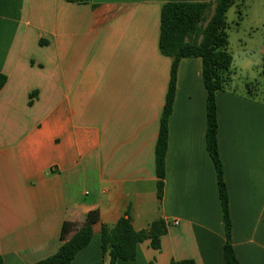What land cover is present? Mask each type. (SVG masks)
<instances>
[{
    "label": "crops",
    "instance_id": "obj_1",
    "mask_svg": "<svg viewBox=\"0 0 264 264\" xmlns=\"http://www.w3.org/2000/svg\"><path fill=\"white\" fill-rule=\"evenodd\" d=\"M211 1L0 0L4 264L54 255L63 224H73L71 238L95 211L91 243L73 264H105L102 227L127 214L136 231L163 219L167 233L160 250L148 240L135 261L117 264H227L200 58L179 65L157 197L156 144L172 66L159 49L162 7ZM217 107L233 247L241 264H264V99L231 83Z\"/></svg>",
    "mask_w": 264,
    "mask_h": 264
},
{
    "label": "trees",
    "instance_id": "obj_2",
    "mask_svg": "<svg viewBox=\"0 0 264 264\" xmlns=\"http://www.w3.org/2000/svg\"><path fill=\"white\" fill-rule=\"evenodd\" d=\"M74 4H89L92 0H66ZM237 0H213L206 3L171 2L162 7L159 49L162 55L172 59L169 91L161 118L156 144L157 197L163 200L166 179V158L169 146V118L174 109L177 91V74L180 62L185 58H200L203 62V80L207 90V150L213 160L221 200L226 244L223 249L227 264H241L232 243V220L227 185L219 149V123L217 95L231 85L233 57L229 51V23L227 13ZM210 17H209V13ZM8 77L0 73V91ZM250 91V90H249ZM32 94L31 97H34ZM100 220L97 211L90 212L84 225L71 237L73 224L65 222L61 231L63 241L52 256L35 264H73L77 254L91 243L93 225ZM167 233L163 219L153 222L149 229L136 231L127 214L112 226L102 227V254L105 264H117L119 260L135 261L138 245L150 240L151 247L160 250L162 237ZM0 264H4L0 256ZM170 264H196L194 260L172 261Z\"/></svg>",
    "mask_w": 264,
    "mask_h": 264
},
{
    "label": "rangeland",
    "instance_id": "obj_3",
    "mask_svg": "<svg viewBox=\"0 0 264 264\" xmlns=\"http://www.w3.org/2000/svg\"><path fill=\"white\" fill-rule=\"evenodd\" d=\"M227 21L232 85L264 99V0H237Z\"/></svg>",
    "mask_w": 264,
    "mask_h": 264
},
{
    "label": "built area",
    "instance_id": "obj_4",
    "mask_svg": "<svg viewBox=\"0 0 264 264\" xmlns=\"http://www.w3.org/2000/svg\"><path fill=\"white\" fill-rule=\"evenodd\" d=\"M174 223H175L176 225H178L179 222H178V221H175Z\"/></svg>",
    "mask_w": 264,
    "mask_h": 264
}]
</instances>
